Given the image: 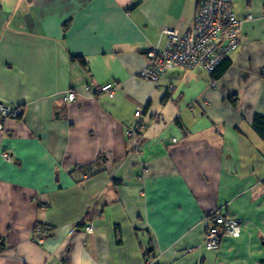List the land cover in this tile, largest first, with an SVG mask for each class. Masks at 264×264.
Instances as JSON below:
<instances>
[{
  "label": "crops",
  "instance_id": "0c3cea01",
  "mask_svg": "<svg viewBox=\"0 0 264 264\" xmlns=\"http://www.w3.org/2000/svg\"><path fill=\"white\" fill-rule=\"evenodd\" d=\"M228 2L222 77L154 80L145 52L197 0H0V100L22 108L0 119V264H264V0ZM214 213L240 233L208 250Z\"/></svg>",
  "mask_w": 264,
  "mask_h": 264
},
{
  "label": "built area",
  "instance_id": "2783aa9c",
  "mask_svg": "<svg viewBox=\"0 0 264 264\" xmlns=\"http://www.w3.org/2000/svg\"><path fill=\"white\" fill-rule=\"evenodd\" d=\"M242 22L233 14L228 0H203V6L194 17L191 30L183 35H179L173 28L165 30L168 40L166 50L162 53L163 58L157 62L155 69L147 67L141 74L158 80L160 75L176 65L187 68L199 65L210 73L221 59L238 47ZM149 55L154 57L152 53ZM111 89V84L101 87L97 90L98 97L103 93L112 96ZM75 99V93L68 91L63 100L70 103ZM0 106V115L3 117H13V114L19 116L22 113L17 105L10 102L0 101ZM140 115V111L135 113L136 117ZM138 125L141 126L139 123ZM211 221L213 224L204 239L207 249H216L224 234L236 237L240 233L239 223L235 219L214 213ZM86 231L91 232L92 227H86ZM34 233V240L41 243L42 228L36 226Z\"/></svg>",
  "mask_w": 264,
  "mask_h": 264
},
{
  "label": "trees",
  "instance_id": "16d2710c",
  "mask_svg": "<svg viewBox=\"0 0 264 264\" xmlns=\"http://www.w3.org/2000/svg\"><path fill=\"white\" fill-rule=\"evenodd\" d=\"M203 6V0H197V3H196V9H195V12H194V17L195 15L199 12V10L202 8ZM194 17H193V20H194ZM167 41V36L165 35V42ZM150 52H152L153 56L154 57H150ZM147 58L149 59L151 65L148 66L151 70L152 69H155L158 65H157V62L163 58V55L162 53L158 52V51H148V52H145ZM75 60H77L79 63L83 64V59L81 57H74ZM231 64V61L230 59L227 57L221 59L216 66H214L213 70L209 73L210 74V77L212 80H218L222 77V75L226 72L227 68L230 66ZM168 71V70H167ZM254 123L255 124H259V125H262L263 127V135H264V117L262 116H259V115H256L255 118H254ZM88 172L90 173L89 175H93L95 174L96 172L92 169H89ZM43 229V228H42ZM43 234V233H42ZM43 236V235H42Z\"/></svg>",
  "mask_w": 264,
  "mask_h": 264
},
{
  "label": "rangeland",
  "instance_id": "374dc122",
  "mask_svg": "<svg viewBox=\"0 0 264 264\" xmlns=\"http://www.w3.org/2000/svg\"><path fill=\"white\" fill-rule=\"evenodd\" d=\"M20 6H21V4H20ZM21 9H23V11H25V9L26 10H30V12L32 11V10H34V7H31L30 6V9H29V7H20ZM0 101H2V100H0ZM0 107H2V106H0ZM21 115H22V113L19 115V116H15L14 114H13V117L12 116H10V117H3V116H1L0 115V119H7V118H13V119H18V118H20L21 117ZM0 129H2V124L0 123ZM5 155H8L7 157H5ZM3 157L6 159V160H11V157H10V155L8 154V153H4L3 154ZM40 227H41V225H39ZM208 250H214V249H208Z\"/></svg>",
  "mask_w": 264,
  "mask_h": 264
},
{
  "label": "bare ground",
  "instance_id": "6f19581e",
  "mask_svg": "<svg viewBox=\"0 0 264 264\" xmlns=\"http://www.w3.org/2000/svg\"><path fill=\"white\" fill-rule=\"evenodd\" d=\"M17 106H18V105H17ZM18 108L21 109V111H22V108H21L20 106H18Z\"/></svg>",
  "mask_w": 264,
  "mask_h": 264
},
{
  "label": "clouds",
  "instance_id": "9594fccd",
  "mask_svg": "<svg viewBox=\"0 0 264 264\" xmlns=\"http://www.w3.org/2000/svg\"><path fill=\"white\" fill-rule=\"evenodd\" d=\"M38 226V225H37ZM40 227V226H39ZM42 234V233H41Z\"/></svg>",
  "mask_w": 264,
  "mask_h": 264
}]
</instances>
